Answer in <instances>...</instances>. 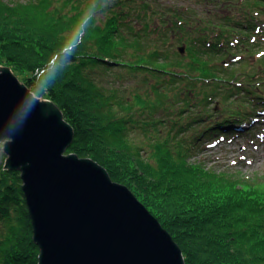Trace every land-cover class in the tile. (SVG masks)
Masks as SVG:
<instances>
[{
	"label": "trees",
	"instance_id": "trees-1",
	"mask_svg": "<svg viewBox=\"0 0 264 264\" xmlns=\"http://www.w3.org/2000/svg\"><path fill=\"white\" fill-rule=\"evenodd\" d=\"M124 1L17 0L9 7L0 0V62L18 70L36 95L62 109L75 130L66 153L96 159L129 185L128 164L120 166L125 177L117 176L97 152V142L124 157L127 152L130 162L137 160L144 175L148 172L146 177L137 173L138 197L180 245L186 264H264V179L249 178L232 166L217 171L195 155L203 135L221 133L231 122L243 124L264 111L259 108L263 87L252 83L244 86V94H227L219 101L231 118L210 121L213 115L206 112L215 94L223 92L221 82L237 75L233 66L220 70L219 60L229 53L240 59L238 49L263 47L252 41L258 17L248 10L216 12L210 16L218 22L198 19L194 25L196 10L188 7L176 15L184 22L179 29L167 26L155 8L151 12L160 13L163 23L146 21L155 1ZM208 1L234 10L227 0H195ZM245 1L261 9L264 5V0ZM77 19L84 21L86 34L74 52L69 38ZM160 38L171 40L168 46H185V53L165 47ZM62 53L71 61L68 68L61 63ZM255 75L264 84V70ZM126 78L134 82L129 89L120 85ZM197 87L211 93L200 97ZM246 95L251 96L248 106L233 112V103L242 98L238 105L243 106ZM133 129L145 134V144L129 138ZM5 158L0 145V264H38L40 249L33 241L20 172L5 169Z\"/></svg>",
	"mask_w": 264,
	"mask_h": 264
},
{
	"label": "water",
	"instance_id": "water-1",
	"mask_svg": "<svg viewBox=\"0 0 264 264\" xmlns=\"http://www.w3.org/2000/svg\"><path fill=\"white\" fill-rule=\"evenodd\" d=\"M74 137L62 109L0 63L4 168L20 172L38 263L186 264L172 234L127 185L97 160L66 153Z\"/></svg>",
	"mask_w": 264,
	"mask_h": 264
},
{
	"label": "rangeland",
	"instance_id": "rangeland-1",
	"mask_svg": "<svg viewBox=\"0 0 264 264\" xmlns=\"http://www.w3.org/2000/svg\"><path fill=\"white\" fill-rule=\"evenodd\" d=\"M4 1L5 3L9 5V7H13L14 2L17 0H4ZM152 1L153 2L155 1V3L149 9L150 12L152 11L151 9H154V8L157 9L160 13L163 14V17L165 18L164 20L166 21L164 23L167 26L168 25L176 26L179 29H180V24L182 22L177 19L176 15L183 8H185V11H188L187 10L188 7H191L194 10H196L195 16H197V18L194 21V25L197 24L199 20L201 21V19H203V21L212 20L213 22H218L216 20H213L212 17L210 16V14H213V13L215 14L216 12L218 14L223 13V12H233V13L237 12L238 14H240L242 10L243 11L248 10L250 14H253L255 15V17H258L257 18L258 22L256 21L258 24V27L255 28V30L253 31V36L256 39L255 38L252 39L251 36H250V39H252V41L255 40L256 43H258L259 41V44H261L264 47V5H263V8L261 9L257 7L254 3H251V2L246 3L245 0H227L228 3H231L230 6L234 7V10L230 11L228 10V8H223V6H220V4H217L218 2H215V1H208V3L205 2L206 4H203V5L202 3H196L195 0H192V1H189V0H152ZM18 2H24V0H18ZM130 2H132V0H125L122 5L128 4ZM224 3L225 2H223V4ZM153 13L151 12L149 13L148 16H145L146 21L153 25L163 23V20L161 19L162 15L160 13L154 15ZM189 14H192V13H189ZM189 14H186V15L181 14V16L187 18ZM100 16L102 18H106L105 14L101 13ZM146 21L143 20V22H146ZM182 24H184V22ZM20 32L21 34H23V36L27 34L25 30H20ZM175 33H176V30L172 32V37L174 36ZM160 41L163 42V45L165 47L171 43V40L170 41L168 40V43H167V40L163 41V39L161 38H160ZM174 41L176 42L177 40L174 39ZM229 45H231L232 47L236 49L238 48L236 44L232 45V43H229ZM178 47H179V43L177 42L173 46H168L169 49H175L179 51L180 49H178ZM180 47H185V46H180ZM263 47H261V50L259 49V51L258 50L252 51V50L247 49L248 52H243V50L238 49V53L242 55L240 59L234 58L235 55L233 54L235 53H232V54L229 53V55L226 58L219 60L221 62V64L219 65L220 70L226 69L229 66H233L237 69L236 71L237 75L236 77H231V78H228V80L222 81L219 89L223 90V92L215 94L212 101L208 103L209 107L207 106L206 112L208 114L213 115L210 121L223 120L225 117L231 118V115L229 113L223 114L221 110L224 108H223V104H220L219 101L224 99V95L231 94V95H234V97H236V95L238 96L241 93L244 94V92H242V89L244 88V86L246 84H252V83L255 85L262 86L263 87L262 93L264 94V84H262V79H260L259 75L253 76L256 70L258 71L264 70V68L261 69V67L258 66V62H259L258 58L262 56H263L262 63H264V50L262 49ZM185 50L186 49L184 48V50L181 51L182 54L185 53ZM1 64L8 65L4 63H1ZM14 72L22 80L23 75L20 74L18 70L17 72L16 70H14ZM219 77H221V74ZM104 82H106V80ZM132 83L134 82L130 83V81L127 80L126 78L123 81H121L120 85L122 88L126 87L129 89L131 88ZM194 91H196V94H198V96L200 97L205 96L206 91H208L209 94L211 93L210 90H203V89H199L198 87L195 88ZM126 93L129 94V91H126ZM40 97L44 98L43 96H40ZM245 97H246V101H244L243 106L238 105L239 102H241L240 99L242 98L238 99L237 102L233 103V106H234L233 108L234 110H232L233 112H235V110L240 109L241 107L244 108L245 104L246 105L248 104L249 102L248 100H250L251 96L246 95ZM263 103L262 104L260 103L259 108L264 107ZM212 107H215V108L212 110L211 109ZM191 109H193V111L202 110L200 106H197V107L191 106ZM245 121H247L246 124L244 123ZM245 121L243 122V124L238 123V122H231L230 124H228V128L224 127L223 129H221L222 130L221 133L220 132L219 133L218 132H214V133L208 132L206 135H203L198 142L199 148L195 151L196 153L195 155L199 157L200 159H203L210 168H213L217 171L224 170V168L232 166L233 169L235 168L240 169L241 172H243L244 175L248 176L249 178L261 177L262 179H264V111L262 110L260 112L258 111L255 112V114H253L252 116H249L248 120H245ZM191 132L193 131L191 130L189 133ZM129 138L132 141H136L140 144H145V141H147L145 134H141L138 129L131 130L129 132ZM215 138L217 140H215ZM0 145L2 146V149H3V142H0ZM97 146H98L97 149H99L97 152L102 153L101 156L102 158H104L103 160L107 162L109 165H111V167L113 168L117 176L120 175L123 178L125 177L123 176L124 175L123 169L120 166H121V163L128 164V168H130L128 169V173L132 174L131 176L132 184L130 183L129 185L123 182H120V183L127 185L134 192V194L138 197V195L141 194V192H139V190H137V188L133 185V183L136 184L135 179H138L137 178L138 171H141V168L136 163L137 160L131 156L133 158V162H130L131 160L129 159V156H128L129 154H127V152H126V157H124L121 153L114 152L110 148L105 147V145L100 141L97 142ZM122 157L124 159H122ZM147 175H148V172L144 175V177H146ZM112 179L114 181H117L113 177ZM124 182H127V181L124 180ZM139 200L143 202V200H141L140 198ZM165 207H167L166 204H165ZM149 210L153 213L155 217H157L151 208Z\"/></svg>",
	"mask_w": 264,
	"mask_h": 264
},
{
	"label": "clouds",
	"instance_id": "clouds-1",
	"mask_svg": "<svg viewBox=\"0 0 264 264\" xmlns=\"http://www.w3.org/2000/svg\"><path fill=\"white\" fill-rule=\"evenodd\" d=\"M75 25L76 26L73 30V33L69 38L71 40V47L74 52L76 48L79 46V44L82 42V37L86 34L85 24L82 19H77ZM62 56H63V61L61 63L63 66H66V68H68L71 64V61L68 59V56L63 55V53ZM47 91L48 88L46 89V92Z\"/></svg>",
	"mask_w": 264,
	"mask_h": 264
}]
</instances>
